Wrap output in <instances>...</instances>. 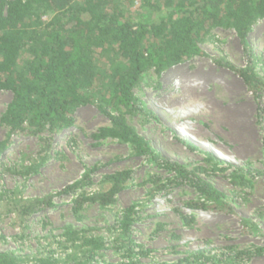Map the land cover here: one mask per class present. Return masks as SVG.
I'll use <instances>...</instances> for the list:
<instances>
[{
	"label": "rangeland",
	"instance_id": "374dc122",
	"mask_svg": "<svg viewBox=\"0 0 264 264\" xmlns=\"http://www.w3.org/2000/svg\"><path fill=\"white\" fill-rule=\"evenodd\" d=\"M119 1L125 15L136 17V0ZM247 42L246 52L232 29L210 30L199 42L203 55L136 91L152 116L125 114L128 125L163 158L221 192L230 213L188 208L202 199L188 185L175 184L172 172L148 157H134L131 147L117 140L95 141L91 135L109 122L91 106L77 113L71 129L11 137L0 156V253L13 252L22 264L54 254L63 264L74 246L67 232L106 243L96 264H196L198 253L225 262L251 246L264 247V19ZM246 66L260 77L255 90L236 72ZM10 100V92L0 91V116ZM6 134L0 122V143ZM183 140L201 151H191ZM120 171L131 177L113 205L85 202L76 208L79 198L107 191L105 177ZM86 175L88 185L65 191ZM48 197L51 208L17 214L21 205ZM128 208L137 213L132 251L113 243H125L114 227ZM227 264H264V255Z\"/></svg>",
	"mask_w": 264,
	"mask_h": 264
},
{
	"label": "trees",
	"instance_id": "16d2710c",
	"mask_svg": "<svg viewBox=\"0 0 264 264\" xmlns=\"http://www.w3.org/2000/svg\"><path fill=\"white\" fill-rule=\"evenodd\" d=\"M136 1L138 13L131 17L125 15L119 0H0V91L11 93L0 116L1 124L7 128L0 156L12 136L35 137L71 129L77 113L92 106L109 122L91 135L95 141L117 140L130 146L134 157H148L158 168L172 172L175 184L188 185L202 199L186 204L188 208L230 213L221 192L182 165L163 158L128 125L125 114L152 116L136 91L203 55L199 42L210 30L232 29L247 52L253 26L264 19V0H164L163 4L157 0ZM214 61L232 68L223 59ZM236 72L251 90L261 84L252 66ZM50 142L51 138L47 149ZM181 143L191 151H201L189 141ZM130 177V171L106 176L108 190L79 198L74 202L76 208L85 202L103 208L113 205ZM88 184L86 175L65 191ZM51 207L48 197L23 204L16 212L25 217ZM136 215L133 208L120 213L114 229L120 230L125 243L117 246L118 240H114L116 249L131 250ZM66 236L74 246L65 254L63 264H96L100 251L107 248L99 238L81 237L75 232H67ZM262 255L264 247L251 246L225 262L205 257L204 253L194 259L196 264H227ZM0 264L22 263L15 253L3 252ZM33 264L60 262L49 254Z\"/></svg>",
	"mask_w": 264,
	"mask_h": 264
}]
</instances>
